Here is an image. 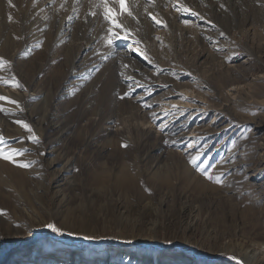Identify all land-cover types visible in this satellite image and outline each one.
Returning a JSON list of instances; mask_svg holds the SVG:
<instances>
[{"label": "rangeland", "instance_id": "374dc122", "mask_svg": "<svg viewBox=\"0 0 264 264\" xmlns=\"http://www.w3.org/2000/svg\"><path fill=\"white\" fill-rule=\"evenodd\" d=\"M98 2L0 0V93L18 102L0 136L30 163L0 158V264H246L264 246V0H128L139 43L112 46Z\"/></svg>", "mask_w": 264, "mask_h": 264}, {"label": "snow or ice", "instance_id": "6c2138e0", "mask_svg": "<svg viewBox=\"0 0 264 264\" xmlns=\"http://www.w3.org/2000/svg\"><path fill=\"white\" fill-rule=\"evenodd\" d=\"M97 7L101 9V14L104 18V20L109 25L108 27V33L109 38L107 39V44L109 46L114 45V42L116 39H123V40H129L133 39L134 44H138L139 40H136L133 38L131 30L126 29L122 23H120L119 17L123 16L124 14H127L129 17L133 16L131 8L128 6V0H99ZM223 7V6H222ZM176 11L178 13H189L192 16H199L200 19H204L203 16H200L199 13L192 11L190 8L187 7H176ZM92 15H96V13H92ZM151 16V13H149ZM9 19L11 20V16H9ZM153 20L156 21V23H161V21L156 20V18L153 16ZM185 24H188L189 21L185 20ZM166 26V25H165ZM215 26V25H213ZM123 33V35H121ZM221 36H224V33H220ZM134 51H139L138 49H133ZM143 54V53H141ZM146 60L148 59L147 56L144 57ZM106 59V58H105ZM148 62L151 64L152 61L148 60ZM10 62L6 61L3 57H0V65L8 64ZM161 71H163L161 69ZM17 87H20L19 82H16ZM125 95H130V93H126ZM123 98V97H121ZM0 100H8V97L0 96ZM12 104H18L17 101L12 100ZM150 107V105H146ZM0 111H5L3 105H0ZM17 124H21L26 130L31 131L30 126L25 123L24 121L17 120ZM163 131V128L161 129ZM29 140L38 143L39 140L35 135H32L29 137ZM126 146V145H125ZM21 155L20 150L18 149H7L5 150V141L2 136H0V158L4 160H8L12 162L13 164H16L17 166L21 167H30L29 162H22L16 159L17 156ZM199 156H196L194 158H190V163L198 170L200 171L206 179L209 181H214L216 183L222 182L223 173H221L219 176H213L210 174L208 168L205 166L207 164V161L201 162L198 164ZM48 228L53 229L54 231H60L59 228L55 227L54 224L49 223L46 225Z\"/></svg>", "mask_w": 264, "mask_h": 264}, {"label": "bare ground", "instance_id": "6f19581e", "mask_svg": "<svg viewBox=\"0 0 264 264\" xmlns=\"http://www.w3.org/2000/svg\"><path fill=\"white\" fill-rule=\"evenodd\" d=\"M134 66V67H133ZM133 68H135L136 69V67H137V65L136 64H133ZM0 96H4V95H2L1 93H0ZM6 97V96H5ZM13 99L12 98H8V100H0V105L1 104H4V105H7V104H12L11 103V101H12ZM143 122V121H142ZM147 122H148V120H147ZM150 122V121H149ZM143 124H145V121L143 122ZM209 131H213V129L212 130H207V132H209ZM211 133V132H210ZM202 137H203V135H202ZM88 138V137H87ZM86 139V138H85ZM168 139V138H167ZM90 141V140H89ZM145 141V140H144ZM160 141H162L161 142V144H164V143H167L168 142V140H160ZM146 142V141H145ZM89 143V142H88ZM147 143V142H146ZM95 146V145H94ZM155 148V147H154ZM116 151H117V149H116ZM0 163H2V161L0 162ZM191 164V163H190ZM183 166H184V168H183V174H184V176L185 177H190L192 174H193V170H192V168H191V166L189 165V164H186V163H184L183 164ZM37 173H39V171H37L36 172V174ZM222 173V170H220V171H216V172H214L213 174H215V176H218L219 174H221ZM197 174V173H196ZM195 174V176H193V178L195 179L196 178V175ZM212 174V175H213ZM0 175H3L2 173H1V169H0ZM111 177H113V178H115V181L113 182L114 183V186H116L117 188H119V189H121L120 191H121V193H123L124 191H130V190H132L133 189V186H134V184H137L138 183V181L135 179L136 177H138V176H135L133 173H132V171H131V169L129 168V166H127L126 164H124V166L120 169V173H115V174H111L110 175ZM157 176V177H156ZM39 178L40 179H42L43 178V173H42V171H41V173H40V176H39ZM107 178H109V176H106V175H104L103 174V172H95V174H94V179H95V181L96 182H99V183H102V182H104L105 180H108ZM151 179L153 180V182H155V181H158V182H163V181H165V180H167V172H164L163 174L161 173V171H158V169H157V171H154V173H151ZM1 181H3V179L2 178H0V182ZM139 193L140 194H145V193H142V192H140L139 191ZM138 194V193H137ZM10 199L11 200H13V197H12V194L10 195V194H7V195H2V196H0V200L1 201H3V202H7V201H10ZM14 200H16V198H14ZM191 219H189V223L191 224ZM137 228L139 229V230H144L145 228H146V230L148 231V230H153V228H151V227H149L148 225H147V223L145 222V221H141V222H139V223H137ZM185 229H187L188 230V227H186L185 226ZM262 245V244H261ZM260 245V246H261ZM260 246H258V247H254V248H250L249 250L248 249H245V251L243 252V260L244 261H246V264H252L253 263V261L255 260V259H257V257H258V254H263L264 253V246H262V247H260ZM264 255V254H263ZM3 256V254L0 252V258ZM21 261V260H20ZM17 263H19V262H17ZM194 264H197V263H194ZM218 264H234V263H228V262H219ZM241 264V263H240Z\"/></svg>", "mask_w": 264, "mask_h": 264}]
</instances>
